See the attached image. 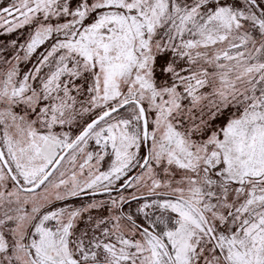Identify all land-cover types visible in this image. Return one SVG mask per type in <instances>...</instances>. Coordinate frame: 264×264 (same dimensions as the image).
<instances>
[{
    "label": "snow or ice",
    "instance_id": "obj_1",
    "mask_svg": "<svg viewBox=\"0 0 264 264\" xmlns=\"http://www.w3.org/2000/svg\"><path fill=\"white\" fill-rule=\"evenodd\" d=\"M0 264H264V0H0Z\"/></svg>",
    "mask_w": 264,
    "mask_h": 264
}]
</instances>
